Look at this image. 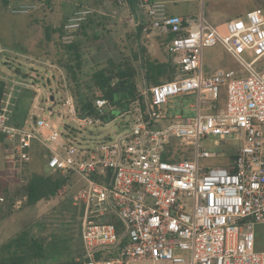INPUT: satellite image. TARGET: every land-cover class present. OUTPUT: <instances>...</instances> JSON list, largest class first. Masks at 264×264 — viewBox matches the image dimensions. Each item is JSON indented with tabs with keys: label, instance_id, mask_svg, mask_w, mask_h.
Instances as JSON below:
<instances>
[{
	"label": "built area",
	"instance_id": "built-area-1",
	"mask_svg": "<svg viewBox=\"0 0 264 264\" xmlns=\"http://www.w3.org/2000/svg\"><path fill=\"white\" fill-rule=\"evenodd\" d=\"M189 1L200 3L197 16L170 14L164 2L141 0L145 23L134 16L129 22L146 36L168 39L172 73L156 84L135 85L131 107L109 121L101 117L113 107L95 94L96 115L81 113L68 96L62 113L48 108L43 115L45 109L33 104L28 123L9 124L12 88L2 93L0 152L16 174L39 147L45 172L83 181L70 198L82 207L81 255L67 264H264V247H256L257 227L264 228V7L218 28L204 18L203 0ZM91 13L77 10L62 23L63 42ZM213 46L237 69L205 72L203 51ZM184 96L194 97L188 109L195 116L168 115L166 107ZM131 111L114 136L100 137L97 127ZM208 135L218 138L216 145L228 136L237 143L232 154L221 152L226 162L219 167L201 165L220 154L200 147ZM180 144L191 147L190 156Z\"/></svg>",
	"mask_w": 264,
	"mask_h": 264
},
{
	"label": "rangeland",
	"instance_id": "rangeland-1",
	"mask_svg": "<svg viewBox=\"0 0 264 264\" xmlns=\"http://www.w3.org/2000/svg\"><path fill=\"white\" fill-rule=\"evenodd\" d=\"M152 1L164 2L170 14L197 16L199 13L198 1ZM140 4L141 0H134L133 5L128 0L121 3L118 0H0V89L2 93L10 88L13 91L8 123H28L33 104L45 109L43 115L47 114L48 108L62 113V104L68 96L79 105L81 101L101 94L94 88L91 76L108 67L111 61L119 62L139 53L148 61L169 63L170 56L164 48L168 39L146 36L129 22L134 16L145 23ZM20 5H30L31 8L26 13L11 12ZM259 7H264V0H203L202 5L204 18L218 28L228 20L244 18L247 11ZM81 9L92 10V16L84 34L72 37L79 45L81 58L80 69H74L73 78L65 68V65H74L69 60L72 56L64 48L68 42H63L58 29L67 17ZM45 29L50 31L49 40ZM203 64L205 72L219 68L237 69L234 60L219 46L203 51ZM136 68L135 85L139 88L142 85L139 62ZM165 78L166 74L159 76L158 80ZM193 103V96L176 97L172 105L166 107L167 114L179 115L182 119L194 117V109H188ZM133 114L131 111L96 130L100 137L114 136L121 128L118 124L132 119ZM170 141L178 143L176 138H170ZM217 141L218 138L212 135L200 140V147L220 153L217 157L202 160L204 167H219L226 162L221 152L232 154L237 148L233 136L226 137L220 145H216ZM179 149L185 156L191 155V147L180 144ZM42 155L43 149L33 148L30 160L23 166V174L17 175L13 165L7 163L0 152V186L7 190L0 204V246L25 232L44 246L46 259L43 263L67 264L81 255L79 226L82 207L72 206L70 198L83 181L72 174L54 197L30 206L25 204L23 197L15 196L28 176L44 170ZM18 201L20 204H16ZM257 228L256 247L262 250L264 228Z\"/></svg>",
	"mask_w": 264,
	"mask_h": 264
},
{
	"label": "trees",
	"instance_id": "trees-1",
	"mask_svg": "<svg viewBox=\"0 0 264 264\" xmlns=\"http://www.w3.org/2000/svg\"><path fill=\"white\" fill-rule=\"evenodd\" d=\"M128 1L133 5L134 0ZM91 16L90 14L85 18L79 29L72 33L73 36L78 33L84 34L87 25L90 23ZM45 35L47 40H49V29H45ZM58 35L61 39L65 35L61 27L58 29ZM64 48L72 56L71 59L69 57L70 62H74L73 66L68 64L65 65V68L74 78V69L78 70L81 66V58L78 51L79 45L77 41L71 40ZM137 62H139L142 72V81L156 84L160 82L158 77L165 74L166 78H170V73L172 72L170 62L156 63L154 61H148L147 58H143L139 53L133 54L131 57H126L119 62L111 61L108 67L95 71L91 76L92 84L101 93V96L113 107L111 111L101 117L103 120L109 121L131 107L132 101L136 98L135 77L137 75ZM1 97L2 91L0 89ZM93 99L94 97L87 98L81 101L79 105L77 104L79 111L86 115H96L93 107ZM69 179V174L62 176L58 173H47L44 170L41 173H33L27 177L26 182L16 192L15 196L25 197V204L30 206L42 199L54 197L59 189L66 185ZM6 193V187L0 186V196L3 197ZM45 254V248L38 240L22 232L14 239L0 246V264L43 263V259H46Z\"/></svg>",
	"mask_w": 264,
	"mask_h": 264
},
{
	"label": "crops",
	"instance_id": "crops-1",
	"mask_svg": "<svg viewBox=\"0 0 264 264\" xmlns=\"http://www.w3.org/2000/svg\"><path fill=\"white\" fill-rule=\"evenodd\" d=\"M176 15H177V14H176ZM159 38H160V39H161V38H163V39H166V38H165V37H163V36H162V37H159Z\"/></svg>",
	"mask_w": 264,
	"mask_h": 264
}]
</instances>
